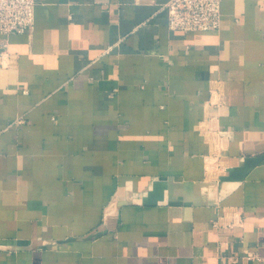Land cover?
I'll use <instances>...</instances> for the list:
<instances>
[{
  "label": "crops",
  "instance_id": "0c3cea01",
  "mask_svg": "<svg viewBox=\"0 0 264 264\" xmlns=\"http://www.w3.org/2000/svg\"><path fill=\"white\" fill-rule=\"evenodd\" d=\"M168 1L0 36V264H264V0L190 33Z\"/></svg>",
  "mask_w": 264,
  "mask_h": 264
},
{
  "label": "built area",
  "instance_id": "2783aa9c",
  "mask_svg": "<svg viewBox=\"0 0 264 264\" xmlns=\"http://www.w3.org/2000/svg\"><path fill=\"white\" fill-rule=\"evenodd\" d=\"M38 0H0V36L30 32ZM140 0H135L138 2ZM222 0H169L165 4L170 30L183 33L217 31ZM22 122L18 120L17 123Z\"/></svg>",
  "mask_w": 264,
  "mask_h": 264
},
{
  "label": "bare ground",
  "instance_id": "6f19581e",
  "mask_svg": "<svg viewBox=\"0 0 264 264\" xmlns=\"http://www.w3.org/2000/svg\"><path fill=\"white\" fill-rule=\"evenodd\" d=\"M211 170V169H210Z\"/></svg>",
  "mask_w": 264,
  "mask_h": 264
}]
</instances>
